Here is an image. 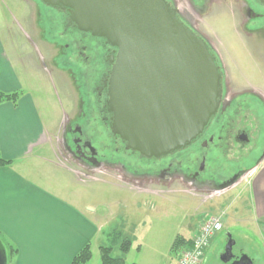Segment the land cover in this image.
Here are the masks:
<instances>
[{
  "label": "rangeland",
  "instance_id": "obj_1",
  "mask_svg": "<svg viewBox=\"0 0 264 264\" xmlns=\"http://www.w3.org/2000/svg\"><path fill=\"white\" fill-rule=\"evenodd\" d=\"M173 1L210 44L226 83L233 90L261 89L264 95V33H256L259 26L264 27V17L249 13H264V7L260 10L252 0ZM59 16L39 0H0V31L7 32V52L14 64L24 68V87L18 91L31 93L48 119L57 117L47 156L55 169L72 177L68 195L84 210L94 211L89 214L98 215L102 224L86 264H100L101 245L111 246L112 255L124 256L126 264H174L179 254L170 249L175 237H190L205 216L220 212L224 213L223 229L213 238L202 264H223L219 254L226 230L255 264H264V239L257 240L251 233L256 224L250 185L244 181L248 175L224 195L218 191L214 196L192 194L178 184L166 188L139 177L136 181L113 168H83L65 155L61 131L67 121L70 125L77 121L78 112H87L83 100L88 101L90 84L86 85L85 70L79 65L84 64L82 56L75 58L74 38L62 33L64 23ZM53 177L57 178L55 173ZM126 237L133 244L123 254L119 246ZM6 250L7 264H11L13 256Z\"/></svg>",
  "mask_w": 264,
  "mask_h": 264
},
{
  "label": "water",
  "instance_id": "obj_2",
  "mask_svg": "<svg viewBox=\"0 0 264 264\" xmlns=\"http://www.w3.org/2000/svg\"><path fill=\"white\" fill-rule=\"evenodd\" d=\"M63 11L76 29L116 48L108 76L111 131L125 147L159 158L189 146L221 101L222 74L215 53L166 0H39ZM264 1V0H261ZM219 260L235 258L230 233ZM0 264H7L0 243Z\"/></svg>",
  "mask_w": 264,
  "mask_h": 264
},
{
  "label": "flooded vegetation",
  "instance_id": "obj_3",
  "mask_svg": "<svg viewBox=\"0 0 264 264\" xmlns=\"http://www.w3.org/2000/svg\"><path fill=\"white\" fill-rule=\"evenodd\" d=\"M166 1L176 7L173 0ZM252 1L263 10L264 1ZM54 10L60 13L64 23L62 33L74 38L75 58L79 60L77 56H82L84 64L79 65L85 70L86 85L90 84L88 101L83 100L87 112L82 115L78 112L77 121L71 125L67 121L61 131L63 152L78 166L113 168L136 181H140L139 177L141 181L166 188L178 184L182 191L192 194H214L239 183L264 159V95L254 88L233 90L224 80L219 64L222 74L220 105L196 140L184 149L159 158H145L127 149L125 142L111 131L112 113L108 110V76L116 48L102 37L76 29L65 12ZM249 13L264 17L260 11ZM178 16L198 33L186 13L178 10ZM262 26L255 32L264 33ZM227 239L225 236L224 245ZM232 251L235 258L244 254L237 243Z\"/></svg>",
  "mask_w": 264,
  "mask_h": 264
},
{
  "label": "crops",
  "instance_id": "obj_4",
  "mask_svg": "<svg viewBox=\"0 0 264 264\" xmlns=\"http://www.w3.org/2000/svg\"><path fill=\"white\" fill-rule=\"evenodd\" d=\"M4 37L7 32L0 31V90L19 92L24 87L23 64L11 61L7 52L9 42ZM56 122L57 117L48 119L41 113L29 92H19L15 102L0 103V157L10 162L0 165V243L17 250L11 264H70L86 244L92 249V241L102 231L98 215L92 216L89 213L94 211L84 210L68 195L72 177L55 169L47 156ZM54 173L57 178L53 177ZM244 181L250 185L256 224L251 227V233L257 240L262 236V240L264 159ZM232 188L222 190L219 195ZM223 214L215 215H220L222 220ZM199 225L190 237L180 235L187 243L181 249L190 245ZM226 232L252 263L255 262L231 231ZM211 247L212 242L206 254Z\"/></svg>",
  "mask_w": 264,
  "mask_h": 264
},
{
  "label": "trees",
  "instance_id": "obj_5",
  "mask_svg": "<svg viewBox=\"0 0 264 264\" xmlns=\"http://www.w3.org/2000/svg\"><path fill=\"white\" fill-rule=\"evenodd\" d=\"M19 92H11L5 93L0 90V103L5 101L15 102ZM10 163L9 160H4L0 157V165H6ZM186 239L180 235H177L171 245V251H180L182 245H186ZM132 245V241L128 238H124V240L120 243L119 249L123 254H126ZM6 248L9 249V254L11 256L17 251L13 246L5 245ZM100 253V264H126L124 256H113L112 255V247L101 245L99 246ZM7 254V250H6ZM8 256V254H7ZM92 257V252L89 244H86L72 259L70 264H86Z\"/></svg>",
  "mask_w": 264,
  "mask_h": 264
},
{
  "label": "built area",
  "instance_id": "obj_6",
  "mask_svg": "<svg viewBox=\"0 0 264 264\" xmlns=\"http://www.w3.org/2000/svg\"><path fill=\"white\" fill-rule=\"evenodd\" d=\"M222 229L219 216L207 215L201 222L191 246L184 249L175 264H200L210 240Z\"/></svg>",
  "mask_w": 264,
  "mask_h": 264
}]
</instances>
